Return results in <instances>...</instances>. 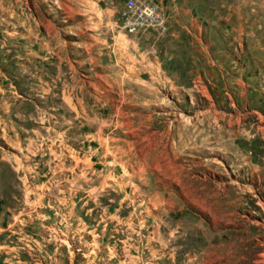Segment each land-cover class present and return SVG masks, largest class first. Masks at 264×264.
I'll return each instance as SVG.
<instances>
[{
	"label": "rangeland",
	"instance_id": "374dc122",
	"mask_svg": "<svg viewBox=\"0 0 264 264\" xmlns=\"http://www.w3.org/2000/svg\"><path fill=\"white\" fill-rule=\"evenodd\" d=\"M156 1L0 0V264H264V0Z\"/></svg>",
	"mask_w": 264,
	"mask_h": 264
},
{
	"label": "built area",
	"instance_id": "2783aa9c",
	"mask_svg": "<svg viewBox=\"0 0 264 264\" xmlns=\"http://www.w3.org/2000/svg\"><path fill=\"white\" fill-rule=\"evenodd\" d=\"M127 11L123 15L122 28L129 32L164 31L165 14L156 0H126Z\"/></svg>",
	"mask_w": 264,
	"mask_h": 264
},
{
	"label": "bare ground",
	"instance_id": "6f19581e",
	"mask_svg": "<svg viewBox=\"0 0 264 264\" xmlns=\"http://www.w3.org/2000/svg\"><path fill=\"white\" fill-rule=\"evenodd\" d=\"M165 24H166V21H165ZM165 24H164V27H165ZM65 90H66V89H65ZM69 90H70V89H69ZM69 90H68V91H69Z\"/></svg>",
	"mask_w": 264,
	"mask_h": 264
}]
</instances>
